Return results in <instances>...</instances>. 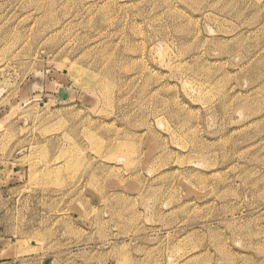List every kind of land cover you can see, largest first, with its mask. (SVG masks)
<instances>
[{"label":"rangeland","instance_id":"1","mask_svg":"<svg viewBox=\"0 0 264 264\" xmlns=\"http://www.w3.org/2000/svg\"><path fill=\"white\" fill-rule=\"evenodd\" d=\"M0 264H264V0H0Z\"/></svg>","mask_w":264,"mask_h":264}]
</instances>
